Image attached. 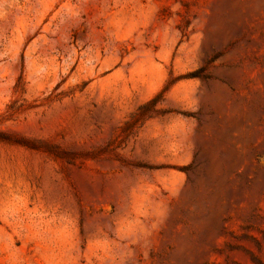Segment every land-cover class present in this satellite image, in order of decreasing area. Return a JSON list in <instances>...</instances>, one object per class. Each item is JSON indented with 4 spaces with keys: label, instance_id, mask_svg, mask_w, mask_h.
I'll return each instance as SVG.
<instances>
[{
    "label": "rangeland",
    "instance_id": "obj_1",
    "mask_svg": "<svg viewBox=\"0 0 264 264\" xmlns=\"http://www.w3.org/2000/svg\"><path fill=\"white\" fill-rule=\"evenodd\" d=\"M0 264H264V0H0Z\"/></svg>",
    "mask_w": 264,
    "mask_h": 264
}]
</instances>
